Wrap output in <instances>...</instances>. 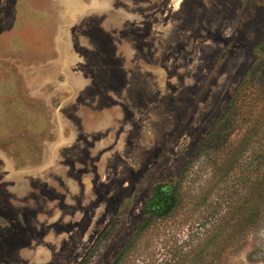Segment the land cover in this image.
I'll list each match as a JSON object with an SVG mask.
<instances>
[{
  "label": "rangeland",
  "instance_id": "1",
  "mask_svg": "<svg viewBox=\"0 0 264 264\" xmlns=\"http://www.w3.org/2000/svg\"><path fill=\"white\" fill-rule=\"evenodd\" d=\"M263 47L264 0H0V264H264V102L208 144Z\"/></svg>",
  "mask_w": 264,
  "mask_h": 264
},
{
  "label": "trees",
  "instance_id": "2",
  "mask_svg": "<svg viewBox=\"0 0 264 264\" xmlns=\"http://www.w3.org/2000/svg\"><path fill=\"white\" fill-rule=\"evenodd\" d=\"M263 51H264V47H263ZM258 68L261 70L263 67L261 64H259L251 68L249 72V78L247 77V79L243 81L241 87L237 90V92L231 99L227 108L219 115L215 123V126L210 134L211 143H208L211 145L213 143L214 148L221 145V142L224 141L225 139L231 140L230 139L231 136L234 137L233 135L234 131L236 129L238 130L236 124L241 115L244 118L253 117L255 111L253 112V107L251 105L255 106V104L259 102H264V68L262 69L261 78H257L255 74L258 72ZM252 130H254V127H252V125L248 130L244 129L246 134L244 135V137H246L245 138L246 141L244 142V145L246 146V148L247 145L251 143L249 142V140L253 136ZM236 145H237L236 142L232 143L234 150L236 148ZM205 146L206 143H204L201 146V151L202 149L205 148ZM196 161H197L196 159H192L186 164V166L184 167L183 171L181 172L177 180L174 181L173 191L175 195L169 196L166 199L165 204L160 209L153 210L152 201L147 204V211H148L147 213L149 214V217L141 227V230L148 228L155 219H159L161 217L167 216L177 208V201L180 198L179 196L185 190L184 187H185L186 179H188L191 176L190 174L192 173V169L194 168ZM162 186H163L162 184L155 186L154 192L157 193Z\"/></svg>",
  "mask_w": 264,
  "mask_h": 264
}]
</instances>
